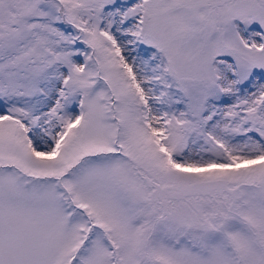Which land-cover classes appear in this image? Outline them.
Segmentation results:
<instances>
[{
	"label": "snow or ice",
	"instance_id": "snow-or-ice-1",
	"mask_svg": "<svg viewBox=\"0 0 264 264\" xmlns=\"http://www.w3.org/2000/svg\"><path fill=\"white\" fill-rule=\"evenodd\" d=\"M0 264H264V0H0Z\"/></svg>",
	"mask_w": 264,
	"mask_h": 264
}]
</instances>
